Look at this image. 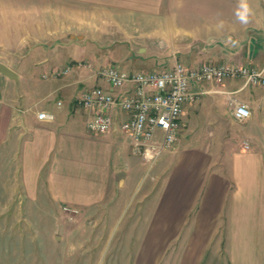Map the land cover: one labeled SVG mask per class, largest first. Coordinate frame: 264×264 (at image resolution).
Instances as JSON below:
<instances>
[{
  "label": "crops",
  "instance_id": "1",
  "mask_svg": "<svg viewBox=\"0 0 264 264\" xmlns=\"http://www.w3.org/2000/svg\"><path fill=\"white\" fill-rule=\"evenodd\" d=\"M212 1L182 4L188 19L156 10L150 29L137 36L125 33L111 45L89 42L81 53L58 49L65 54L33 62L13 78L0 73L6 207L20 198L23 208L43 186L55 203L89 213V228L102 231L103 246L92 264H264L263 85L202 84L205 95L185 106L177 141L151 169L144 148L121 130L125 112L113 108L110 131L93 135L89 112L77 103L89 88L120 92L99 75L108 66L128 74L176 62L264 69V0H247L246 23L237 18L240 0ZM239 104L250 114L240 121L234 116ZM38 112L54 119L39 121ZM27 256L24 264L46 261L42 254Z\"/></svg>",
  "mask_w": 264,
  "mask_h": 264
},
{
  "label": "rangeland",
  "instance_id": "2",
  "mask_svg": "<svg viewBox=\"0 0 264 264\" xmlns=\"http://www.w3.org/2000/svg\"><path fill=\"white\" fill-rule=\"evenodd\" d=\"M195 2L202 7L213 3L212 0H0V64L16 74H24L30 71L25 66L33 62L65 54L58 49L81 53L89 42L96 45L104 40L111 45L125 33L135 35L148 30L149 15L156 10L188 19L192 14L182 7ZM164 151L148 160V168L155 165ZM155 172L156 169L150 172L149 183L154 181ZM149 183L143 190H148ZM39 193V198L31 197L20 208L16 203L20 198L6 207L5 192L0 191V264H24L22 256L28 259L27 255L34 254L44 255L46 261L40 264H92L91 259L98 257L103 246L102 231L89 228V213L55 203L43 186ZM5 209L8 212H2ZM121 231L116 232L117 240Z\"/></svg>",
  "mask_w": 264,
  "mask_h": 264
},
{
  "label": "built area",
  "instance_id": "3",
  "mask_svg": "<svg viewBox=\"0 0 264 264\" xmlns=\"http://www.w3.org/2000/svg\"><path fill=\"white\" fill-rule=\"evenodd\" d=\"M68 71V68L64 70L65 73ZM99 75L120 92L113 94L101 87H93L78 99L77 103L90 115L86 123L88 131L93 135L109 132L113 126L110 111L120 108L128 115L121 124L122 132L136 146L144 148V155L149 159L177 141L185 106L195 103L206 93L202 84L241 79L245 84L264 86V69L232 63H204L196 67L176 62L171 69L129 74L108 66L102 68ZM249 115L244 104L234 109V116L239 121ZM53 117L46 112L37 113L39 121H52ZM158 131L161 132L159 140Z\"/></svg>",
  "mask_w": 264,
  "mask_h": 264
},
{
  "label": "clouds",
  "instance_id": "4",
  "mask_svg": "<svg viewBox=\"0 0 264 264\" xmlns=\"http://www.w3.org/2000/svg\"><path fill=\"white\" fill-rule=\"evenodd\" d=\"M249 6L247 3V0H240V6L237 11V18L242 22L246 23L247 22V16L249 14Z\"/></svg>",
  "mask_w": 264,
  "mask_h": 264
},
{
  "label": "water",
  "instance_id": "5",
  "mask_svg": "<svg viewBox=\"0 0 264 264\" xmlns=\"http://www.w3.org/2000/svg\"><path fill=\"white\" fill-rule=\"evenodd\" d=\"M0 73L5 75L6 77L8 76V77L13 78L15 76L14 72L3 64H0Z\"/></svg>",
  "mask_w": 264,
  "mask_h": 264
}]
</instances>
